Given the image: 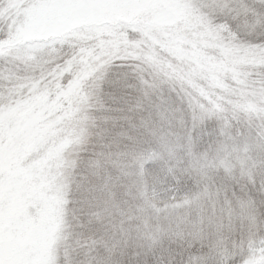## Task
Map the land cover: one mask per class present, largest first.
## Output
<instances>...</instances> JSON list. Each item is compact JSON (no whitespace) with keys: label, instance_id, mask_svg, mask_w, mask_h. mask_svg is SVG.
Masks as SVG:
<instances>
[{"label":"snow or ice","instance_id":"6c2138e0","mask_svg":"<svg viewBox=\"0 0 264 264\" xmlns=\"http://www.w3.org/2000/svg\"><path fill=\"white\" fill-rule=\"evenodd\" d=\"M0 264H264V0H0Z\"/></svg>","mask_w":264,"mask_h":264},{"label":"trees","instance_id":"16d2710c","mask_svg":"<svg viewBox=\"0 0 264 264\" xmlns=\"http://www.w3.org/2000/svg\"><path fill=\"white\" fill-rule=\"evenodd\" d=\"M119 71V70H118ZM211 130V128L209 129V131Z\"/></svg>","mask_w":264,"mask_h":264},{"label":"rangeland","instance_id":"374dc122","mask_svg":"<svg viewBox=\"0 0 264 264\" xmlns=\"http://www.w3.org/2000/svg\"><path fill=\"white\" fill-rule=\"evenodd\" d=\"M116 71H118V70H116Z\"/></svg>","mask_w":264,"mask_h":264}]
</instances>
